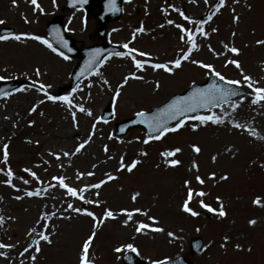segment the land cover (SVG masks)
<instances>
[{"label":"rangeland","instance_id":"1","mask_svg":"<svg viewBox=\"0 0 264 264\" xmlns=\"http://www.w3.org/2000/svg\"><path fill=\"white\" fill-rule=\"evenodd\" d=\"M37 3L40 8L32 5L30 0H15V3L0 0V21L4 22L0 23V28H13L6 34L10 38L0 41V77L21 81L17 89L0 98V120L5 103H19L15 117L10 111L8 114L14 121L12 127L0 137V198L4 203L0 215L3 218L0 243L16 244L15 248L6 250L5 259L0 257V264H65L66 259L67 264H79L82 241L92 231L96 235L89 248V264H123L121 256L128 251L117 253L114 249L129 243L145 262L182 255L194 264H264V139H261L264 137V101L252 104L254 95L241 76L242 70L256 87L264 88V44H257V41H264V0H225L219 11L215 8L219 0H208L207 4L204 0H125L120 18L107 24V43L116 44L120 53L127 52L122 47L127 43L129 48L146 53L136 59L149 64L174 61L181 49H187L175 24L193 31L198 24L184 20L180 12L196 22L207 21L213 12L215 15L203 24L207 39L197 34V49L192 51L189 61L182 62L172 74L153 71L148 65L139 71L130 56L109 54L73 88L76 91H60V88L69 83L79 56H68L56 47L68 57L65 60L39 41L29 38L17 41L11 36L36 35L48 40L46 23L60 17L66 33L77 46L102 43L103 40L94 33L97 26L94 14L99 9L94 3L91 13L86 15L80 9H66L65 0H55V4L53 0H37ZM234 16L239 17L238 21L234 22ZM168 20L174 23L168 24ZM141 27L143 31H139ZM214 28L215 32L212 31ZM225 44L239 49V55L227 52L223 47ZM217 53L222 54L218 56ZM227 59L238 60L240 69L231 64L225 67ZM191 60L212 64L227 80L240 81L237 86L246 91L245 95L212 108L211 112L197 114H216L221 107H228L230 115L223 124L200 125L199 121L188 120L177 132H170L160 140H150L148 144L143 143L148 136L140 128L131 129L124 135L115 134L116 122L139 111H149L191 84L204 82L210 73L192 64ZM36 69L40 71L39 76L35 74ZM132 74L142 79L129 78L125 84L124 78ZM39 84L46 86L49 95L68 96L73 105H83L92 116L76 108L70 109L59 100H47L43 91H37ZM120 85L123 87L114 100ZM28 94L34 98L28 103L23 102ZM232 103L239 107L233 110ZM33 107L35 111H32ZM107 107L113 115L105 122L101 112ZM73 111L76 112L75 125ZM236 123L245 127H233ZM75 128L83 131L80 136L85 140L91 135L89 144L83 148H88L89 155H85L84 161L91 167L90 171L69 161L72 156L63 155L73 151L65 134ZM247 129L254 130L255 135H250ZM5 144L8 145L6 162L3 157ZM193 145L200 148L198 154L192 150ZM175 148L181 151L167 159H177L180 163L175 167L168 166L160 153ZM56 155L60 156L59 160ZM214 156L215 160L212 159ZM121 157L125 164L133 160L139 163L131 173L118 171ZM193 163L198 168H194ZM9 169L15 187L2 182L7 180ZM24 169H30L38 179ZM89 172L93 175H87ZM77 173L83 175L77 179ZM213 173L214 179H209ZM108 175L116 179L108 180ZM54 176H63L69 187L78 190L101 180L106 182L99 189L89 187L83 193L85 200L96 203H84L68 195L65 189L49 187L57 184L52 179ZM196 176L204 180L203 185L196 181ZM223 176L228 178L222 180ZM24 180L28 183H23ZM185 181L189 182L188 187H185ZM188 188L194 193H206L203 197L194 196L189 202V207L198 213L195 217L182 211ZM36 190H42L39 197L24 195L26 191ZM136 193L139 196L133 201L131 197ZM17 196L22 199H15ZM217 197L226 212L224 217L217 215L220 207ZM257 197L261 198L260 206L252 203ZM201 200L216 211L201 208ZM43 203L55 205L60 231L50 237L51 244L41 241L39 253L29 249L20 255L26 246H18V236L34 221L35 209ZM68 204L92 211L98 220L107 208L115 219H105L94 229L96 222L91 217L71 209L69 216L64 218L60 209ZM134 209L146 212L158 223L152 224L147 216L134 213L125 225L127 217L121 210ZM249 220H255L256 224L250 225ZM141 222L163 231L145 230L138 234L135 228ZM169 232L174 235L169 237ZM194 237L203 239V247L197 255H192L188 248L189 240ZM33 255L35 261L31 259Z\"/></svg>","mask_w":264,"mask_h":264},{"label":"snow or ice","instance_id":"2","mask_svg":"<svg viewBox=\"0 0 264 264\" xmlns=\"http://www.w3.org/2000/svg\"><path fill=\"white\" fill-rule=\"evenodd\" d=\"M30 2L36 8H40L39 4L37 3V0H30ZM80 2L83 3L84 0H80ZM193 2H194V0H193ZM204 2H205V4H207L208 0H204ZM13 3H15V0H13ZM53 3L55 4V0H53ZM224 3H225V0H219V3L215 5L216 11H219V9L224 6ZM109 4L114 8L115 7V0H109ZM41 11H42V9H41ZM180 15L183 17L184 20L188 21L189 23L198 24L196 31H193L191 29H186L185 27H183L180 24H175V27L177 29H179L181 32L180 40L186 44L187 50L183 51L182 54L177 59H175L174 61H169V62H164V63H159V62L158 63H150L149 66L152 68L153 71L162 70L165 73L172 74L174 69H179L182 66V62L189 61V58L191 56L192 51L197 49V44H196V40H195L196 35L198 34L200 36H203L205 39H207L208 34L204 31L203 24L210 21L212 19L213 15H215V12H213L212 14H210L208 16L207 21H203V22L192 21L189 17L185 16L183 12H180ZM238 19H239V17H236V16L233 17L234 22L238 21ZM25 22H27V21H25ZM0 23H4V22L0 21ZM167 23L173 24L174 22L172 20H168ZM161 27H163V25H161ZM54 31H56V30H54ZM139 31H143V28L141 27L139 29ZM212 31L215 32L216 29L214 28V29H212ZM233 35H235V33H233ZM57 36H58V43L66 48L67 43L63 40L62 37H59L58 31H57ZM9 38L10 37L8 35H0V41L8 40ZM23 38H29L32 40L39 41V43H41L42 45H45L52 52L56 53V55L62 56L63 59H65V60L68 59V57L65 56L63 54V52L58 51L57 48L53 47V45L48 40L43 39L40 36H36V35L25 36V34H18V35L11 36V39H14L17 41H20ZM257 44H264V41H257ZM122 47L125 48L127 50V52H125V53L117 52V53H114V55H116V56H130L132 59L134 67L139 71H143L145 63H148V61L138 60V59H136V56L143 57V56H146L147 54L143 53V52H139L136 49L129 48V45L127 43H125ZM223 47L227 52L231 53L233 56L239 55V49H237L235 47H229L227 44H225ZM209 50L212 51L211 48H209ZM98 52H99V50L93 51V53H92L93 59L98 54ZM221 54L222 53H217L216 55L219 56ZM190 62L194 65H198L202 69H206L211 75L217 77L220 81H224L226 84L239 85L241 83L240 81H237V80H227L220 72L215 70V68L212 64L204 63V62L197 61V60H191ZM229 64L234 65L236 69H240V63L238 60L227 59L225 62V67H227ZM87 66L88 67L91 66V61L87 62ZM35 74L37 76L40 75L39 69H36ZM80 75H83V72H81ZM241 76L243 77V81L247 83V87L252 90V94L254 95V98L251 101L252 104H257L261 101H264V88L256 87L255 82L252 81L251 77L244 75L242 70H241ZM129 78L142 79V77L136 76L135 74H132L131 77L126 76L124 78L125 84L127 83ZM2 79H4V77H0V80H2ZM104 83L107 84L108 82L104 81ZM90 86L91 85H89V87ZM120 87H123V85L118 86L116 93H115V96L113 97L114 100L120 94V91H119ZM156 87L157 88L160 87L159 83L156 84ZM45 88H46V86L44 84H39L37 91H43L44 96L46 97L47 100L52 101V102H56L57 100H59L65 104L69 105L70 109L76 108L79 112L85 113L88 116H92V112L88 109H85V107L83 105H79V106L73 105L68 96L49 95L47 93V91H45ZM73 91H76V89H73ZM235 95H237V93L232 91L231 89L222 88V87L218 86L217 84L213 83V84L209 85L207 88H202V89L197 88V89L193 90L187 96H178V97L172 99L164 107L160 108L158 110L157 114H155V115L148 116L143 111L136 113V115L141 118L140 122L145 123L147 125L150 133H154V135H149L148 138L143 141V143L148 144L150 140H160L162 137H164L165 135H167L170 132H177L179 129H181L185 125L186 121H188V120L199 121L200 125H204V124H207L209 122H211L212 124H223L225 121H224V118L222 115H217L215 113H211L209 115H189V113H195L198 108H206L209 110V112H211V108L220 107L222 104L227 103L229 101L230 97L235 96ZM42 102L43 101H41V103ZM237 107H239L238 104H236V103L231 104V108L233 110H235ZM32 111H35V107L32 108ZM71 115H72L73 124L75 125L76 124V112L73 111L71 113ZM170 121H175V125L169 126ZM233 127L243 128L245 126L241 125L239 123H236L233 125ZM94 128H95V124H93V129ZM195 130H196V127L194 126L193 131H195ZM122 131H123V129H122ZM247 131L249 132L250 135H255L254 130L247 129ZM90 139H91V135L88 137V139H86L82 143L78 144L75 147L74 153H72V154L74 155L76 153H79L85 147V145L89 142ZM261 139H264V137H261ZM7 148H8V145L5 144L3 146V157H4L5 162L7 161V157H8ZM192 150L197 154L200 152V148L198 146H195V145L192 146ZM105 151H107V146H105ZM180 151H181L180 148H175V149L170 150V151H164V152L160 153V155L165 158V163L168 166L175 167L180 163V161L177 159L168 160L167 158L168 157H174ZM63 155L65 157H67V156H69V153L64 152ZM56 159L59 160L60 156L56 155ZM212 159L215 160L216 157L214 156ZM138 163H139V161L133 160L130 164H125L123 162V157H121V162H120L118 171L119 170H126L127 172L131 173L133 171V169L137 166ZM193 167L198 168V166L195 163H193ZM24 171L27 172L34 179H38L36 177V174L34 172H31L30 169H24ZM6 175H7V180L2 181V182L6 183L10 187H15V185L12 184L13 173L10 169L7 171ZM81 175H83V174L77 173V179H79ZM87 175L91 176V175H93V173L89 172V173H87ZM214 177H215V174L213 173L209 177V179H214ZM227 178H228L227 176L221 177L222 180H226ZM52 179L57 181V184L56 185L50 184L49 187H57L58 186L62 189H65L66 193L68 195L75 197L77 199H80L84 203H96V202L91 201V200H85L83 193L85 191H87L89 187L99 189L101 187V185L106 182L104 180H101L100 182H98L96 184L86 186L85 188H81L78 190L76 188L69 187L65 183V178L63 176H60V177L54 176V177H52ZM107 179L113 180V179H116V177L108 175ZM196 181L201 185L204 184V180L201 179L200 176H196ZM23 183L27 184L28 180H24ZM188 184H189V182L185 181V187H188ZM17 191H19V189H17ZM41 191L42 190L26 191L24 193V195L28 196V197H33V196L39 197L41 195ZM43 191H47V189H43ZM205 195H206V193H204L203 191H198V192L194 193L193 189L188 188L187 198L184 199L183 204H182V211L184 213L190 214L193 217L197 216L198 213L189 207V202L193 199L194 196L203 197ZM138 196H139V193H136L131 197V199L133 201H135ZM15 199L19 200V199H22V197L17 196V197H15ZM217 202L220 204V207L217 211V215L219 217H224L226 215V212L224 211L223 204L220 203L218 197H217ZM252 203L254 205L260 206L261 205V198L260 197L255 198L252 201ZM200 207L201 208H207V210L209 212L216 211V210L212 209L210 206L206 205L203 202V200L200 201ZM67 208L71 209L73 212L91 217V219L94 222H96L93 224L94 229L99 224H103L105 219H115V215L113 214V212L107 208L104 210L103 216L99 220L97 219V216L92 211L74 208L72 204H68ZM121 211L127 217V220L124 222L125 225L127 224L128 221H130L132 219L134 213H139L141 215L147 216V213L141 212L140 209H134L133 211H127V210H121ZM65 218H67V217H65ZM147 219L152 221V224L158 223L156 221V219L152 216H147ZM2 221H3V218L0 217V223H2ZM46 221H47V216H42V217L38 218V227L40 230H37L36 227L29 230L28 235H29V237H31L30 243H28L27 246L24 247L23 252H21L20 255L27 253L29 251V249H32L35 253H39L41 251V248H40L41 241H43L47 244L52 243L49 235L46 234L47 229H48V224ZM248 223L250 225H255L256 221L255 220H249ZM145 230H150L152 232L163 231L162 228L152 227L151 225L146 224V223H142V222L138 223L136 228H135V231L138 234L143 233ZM95 235H96L95 231H92L91 234L88 235L87 238L82 241L81 252L79 255V264H89V255H88L89 248L93 242V239L95 238ZM173 235L174 234L171 232L168 233L169 237H172ZM225 240H227L226 237H225ZM11 247H13V246L0 243V249L11 248ZM236 247L239 248V245H237ZM125 250H127L128 252L138 254V250L134 247L133 244H130V243L123 245L122 247H117L116 249H114V251L117 253H120V252L125 251ZM2 255H4V253L0 252V256H2ZM31 259H32V261H35L36 256L35 255L31 256ZM152 264H168V262L166 260L165 261L157 260V261H152Z\"/></svg>","mask_w":264,"mask_h":264},{"label":"water","instance_id":"3","mask_svg":"<svg viewBox=\"0 0 264 264\" xmlns=\"http://www.w3.org/2000/svg\"><path fill=\"white\" fill-rule=\"evenodd\" d=\"M120 1L121 0H115V7L113 8L109 4V0H98L97 5L101 9V11L96 13V18L99 22V25L96 29V34L99 37L103 38L105 36L106 23L110 19H114V18H117L119 16L120 11H121ZM92 2H93V0H84L83 3H81L80 0H67L66 6L68 9L81 7L86 11H90L92 8ZM9 30L10 29H7V28L1 29L0 32L1 33L8 32ZM46 30H47V36L49 37V39L54 44H56L61 49H63L65 52H67L68 54H70V55H77L79 53L82 54L81 61L77 64L74 71L72 72L70 84L64 86L63 89H68V88L73 87L79 80H81L82 78L87 76L92 71V69L95 68L99 64L101 58L105 54L117 50L116 46H110V45H107L105 43L102 45H92V46H88V47L76 48L74 46L73 39L66 36L61 19L52 20L50 23H48ZM54 30H56V31H54ZM57 31H58L59 37H62L63 40L67 43L66 48L58 43ZM94 50H99V52L95 56V58L93 59L92 53ZM89 61H91L90 67L87 66V62H89ZM81 72H83V75H80ZM213 83L217 84L218 86H220L222 88L231 89L232 91L237 93V95L230 97L229 101L240 96V95L245 94V92L241 88L226 84L224 81H220L217 77L210 75L206 83L201 84V85L191 86L184 93L173 96L165 104H163L160 107H155L151 112H147L146 114L148 116L155 115V114H157V112L160 108L164 107L172 99H174L178 96H187L193 90H195L197 88H200V89L207 88L209 85H211ZM18 85H19V82H17V81H9V82L0 83V96L4 95L6 93H9L11 90L16 88ZM204 110H207V109L206 108H198L195 113H198V112H201ZM189 114H191V113H189ZM110 116H111V113L109 110H106L103 114V118H108ZM140 120H141V118L138 117L137 115H135L134 117H132L126 121L118 123L117 124V134H123L129 128L135 127V126H142L148 135L154 134V133H150L147 125L145 123H141ZM172 122H174V121H170L169 125ZM122 129H123V131H122ZM201 246H202V240L200 238L193 239L190 242V248H191L192 252L195 254L199 252ZM123 260L126 264H144L139 259L134 257L132 254L125 255L123 257ZM168 264H191V263L185 261L182 257H178L174 260L168 261Z\"/></svg>","mask_w":264,"mask_h":264},{"label":"bare ground","instance_id":"4","mask_svg":"<svg viewBox=\"0 0 264 264\" xmlns=\"http://www.w3.org/2000/svg\"><path fill=\"white\" fill-rule=\"evenodd\" d=\"M186 50L181 49L179 56L182 54L183 51H186ZM160 63H163V62H160ZM33 98H34V95L28 94L23 102L28 103ZM18 106H19V103L18 104L5 103L3 105V110L1 112L2 117L0 120V137H3L5 132H7L12 127L14 121L12 120V118H10L8 116V114L10 111V113L12 114L11 116L15 117V112L18 111L17 110ZM7 108H8V110L6 111ZM216 114L222 115L223 118L226 119L230 115V109L228 107H221V109ZM81 131H82L81 129L75 128L73 130H69L65 134V138L68 139V145L71 143L70 146L72 145V150H73L69 154V157L72 156V159H69V161L72 160V163L79 164L80 168L84 167V168H87V170L89 169V171H90L91 167L87 164L86 161H84L85 155L87 157L89 155L88 148L86 150L82 149L79 153H76L74 155L72 154L75 151V147L85 140V138H82L80 136L82 134ZM88 144H89V142L87 143V145ZM80 153H83V154L81 155ZM0 200H1L0 201V215H1V213L3 211V204L4 203H2V200H3L2 198H0ZM54 206H55L54 204L48 205L46 203L45 204L43 203L38 208L35 209L36 213L34 214V221L25 228V231L23 234L20 233L18 236V246H20V247L21 246H27V244L30 243L31 237H29L28 232L30 229H32L34 227H36L37 230H40L38 227V218H40L42 216H47L46 222L48 224V229H47L46 234H48L49 237H51V238H53L57 235V233L60 231V227L58 224V218L59 217L57 216L59 213H58V210ZM60 212H61V215L65 218V217L69 216L70 209H68L67 206H65L63 209H60ZM11 245L13 247H11L10 249L16 247V244H11ZM7 249L8 248L0 249V252L4 253V255L0 256L1 258H4V259L6 258L5 252ZM67 262H68V259H66L65 264H67Z\"/></svg>","mask_w":264,"mask_h":264}]
</instances>
